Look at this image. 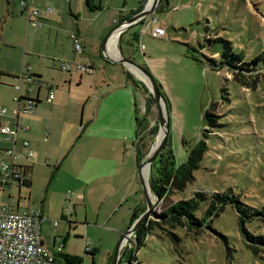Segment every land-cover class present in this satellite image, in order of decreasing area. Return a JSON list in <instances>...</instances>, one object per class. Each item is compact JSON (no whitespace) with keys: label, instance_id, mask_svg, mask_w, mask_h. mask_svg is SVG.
Listing matches in <instances>:
<instances>
[{"label":"rangeland","instance_id":"1","mask_svg":"<svg viewBox=\"0 0 264 264\" xmlns=\"http://www.w3.org/2000/svg\"><path fill=\"white\" fill-rule=\"evenodd\" d=\"M42 3H48L53 10V28L59 23L65 27L69 22L75 24V16L69 15L65 0H43ZM158 4L160 8L154 14L165 22V35L152 37L147 21L126 29L117 47L122 57L146 67L162 85L171 105L169 125L177 163L184 161L197 141L203 139L206 142V150L193 172V180L176 194L188 197L194 191H202L207 195L195 211L199 218L203 217L214 193L237 196L241 202L259 209L264 204V64L259 61L256 64L259 69L243 73L238 80L233 78L232 69L221 61L224 54L233 53L243 62H250L256 56L264 59V0H160ZM6 5V0H0V40L7 42L5 48L0 49V71L4 72L0 73V107L15 108L13 96L17 92L11 83L14 78L8 76L23 67L25 71L29 66V71L40 77L38 82L34 81L40 84L37 108L42 109L56 126V134L44 144L51 155L43 156L42 151L36 150L37 158L29 159L28 163L34 159L37 163L27 164L34 166L29 173L31 185L18 188L13 183L10 201H19L21 207L18 211L39 212L42 218L49 212V219L58 221L52 228L50 220L43 219L40 226L42 236H55L57 247L62 245L56 256L57 264H70L65 255L80 256L82 261L78 264H110L119 238L130 227L129 217L146 206L139 166L148 155L138 164L134 162L132 167L128 166L135 147L130 148L131 139L119 138L125 127L126 100L129 96L131 106L136 100L137 115L147 119V129L157 125V134L148 142L150 148L158 142L155 141L159 132L158 105L153 103L146 81L123 64L104 57L101 52L103 41L96 53L88 46L86 50L80 42L83 53L71 52L95 58V67L88 65L92 73L82 71L84 79L90 81L94 75L96 85L103 87L100 90L105 89V106L116 108V122L113 124L111 119L103 117L89 122L95 101H99L104 93L90 92L83 115V105L78 99L87 90V81L75 92L76 86L72 84L74 88L70 89L69 95L65 82H59L57 87L52 80L68 75V71L60 69L59 61L56 67L50 65L51 49H57L47 44L54 42V35L48 37V41L43 34L44 29L27 25L22 14L6 17L5 12L11 13ZM26 31V50L20 44L14 46ZM134 32H137L139 42L132 39ZM88 39L91 41V37ZM57 43L63 45L61 35ZM138 45H143V48ZM123 68L141 81V87L135 90L130 84H124L129 80H126ZM248 82L254 84L246 85ZM34 84L32 82L31 87ZM88 84L90 86V82ZM61 90L64 92L61 102L49 114L44 109L50 106L45 101V94L51 92L57 101L62 95ZM141 91L146 97L144 94L139 96ZM161 107L168 117L165 103ZM9 113L10 110L7 115ZM208 113L218 117H207ZM210 119L217 125L212 126ZM131 120L134 126V112ZM88 123L90 125L84 133L82 128ZM96 127L102 130L101 133ZM115 127L119 128L117 132ZM182 140L186 144L183 145ZM123 143L126 148L123 159L127 164L122 173L113 176L103 171L101 175L97 168L94 172L93 166L83 170L82 162L89 158H99L107 166L110 165L108 160L114 164L111 157L122 154ZM1 160H8L7 155H3ZM21 161L27 162L16 160L17 163ZM85 178L88 179L87 184ZM151 194L154 204L150 218H154L153 212H161L167 202L175 198L172 194L167 196V200H158ZM7 197V189H0L1 204L6 203ZM60 212L62 214L58 215ZM124 220L128 221L126 229L121 226ZM209 226L214 231L204 227L198 235L188 233L183 227H175L174 232L180 237L178 244L154 227L145 244L133 252L137 258L134 257L133 264H264V245H258L256 250L252 248L242 234L233 204L225 205L217 216L212 217ZM245 228L253 235L264 236V224L257 219L245 222ZM130 240L131 235L127 234L122 241L120 264H128L130 251L126 254L121 252Z\"/></svg>","mask_w":264,"mask_h":264},{"label":"crops","instance_id":"2","mask_svg":"<svg viewBox=\"0 0 264 264\" xmlns=\"http://www.w3.org/2000/svg\"><path fill=\"white\" fill-rule=\"evenodd\" d=\"M35 0H30V11L36 10L38 12V15H34L31 14L30 16H28V18L26 17V24L33 27V28H40V29H44L43 34L44 36L48 37L54 35V42L52 44H47V46H51L53 48H56L57 51H54L51 49V57H50V65H53V67H56V63L57 61H59V64L61 62H68L70 63V68L69 71L67 72L68 75H64L59 78V79H53L52 81L54 83H56L55 85L58 87L59 86V82H65L67 84V91H68V95L70 94V89L74 86H76L73 90L75 91H79L81 85L87 81L84 79L83 77V72L78 71L75 67H74V63L75 62H81L83 64L86 65H90L91 68L95 67V58L93 56L88 55H78L75 54L74 52H71L74 50L73 47V40L71 37V34H76V36L80 39V42L82 43V45L84 46V48L87 50V46L89 48H92V52L96 53L97 48L100 44V42H102L105 38L106 35L108 34V32L110 30H112L117 24H119V19L121 17H125L127 16L131 10H134L140 0H92V3L95 5L99 6V9H90L87 7L86 5V1L85 0H65L66 4L68 5V13L69 15H73L75 16V24L73 25L71 22H69V25L65 26H61V23H59L58 27H54L53 28V24L51 22H53L55 20V17H52L51 14L53 13V10L51 8V6L48 5V3L43 4L42 1L43 0H36L35 3L36 5L33 4ZM171 1V0H169ZM7 2V9L10 10L11 13L5 12V15H7L6 17L10 16V14H12L10 17L14 18V16H16L18 13L21 15L22 14V9L21 6L18 4V0H6ZM49 2V1H48ZM168 2V1H167ZM11 4L13 7V10L11 9ZM50 9V11H46ZM75 14V15H74ZM157 18V17H156ZM158 22H163L161 19H158ZM147 21L149 22L150 25V30L153 27V23L150 22V20H145V22L147 23ZM137 24V23H136ZM134 24V25H136ZM165 24V22H164ZM128 29V28H127ZM28 31V29H27ZM27 31L24 34V36H20V40L19 43H15L14 46H17V44H20L21 46H23V48L26 50V46L28 44V36H27ZM54 31V32H53ZM126 31V30H124ZM63 37V45L58 44L57 42H59V37ZM69 35V36H68ZM165 35V34H164ZM163 35V36H164ZM88 37H91V41L88 39ZM112 36L110 39H108V41L106 42V53L108 55H110L113 58H119V56H122L121 52L119 51L118 47H117V42H118V38L117 40H114V42L111 44V40H112ZM93 39H94V44H93ZM72 40V47L70 46V42ZM49 41V40H48ZM1 47L0 49H4L5 45H6V41H1ZM72 49V50H71ZM83 53V52H82ZM118 55V56H117ZM81 59L83 61H81ZM31 70V68L28 66L26 68V70L24 71V67L21 69V71L19 72H13V73H9L10 75L8 76L10 79L14 78V82L12 83L13 88L15 89V91L17 92L14 96H16L18 94L17 89L15 88V86L20 85L21 86V95L24 97H31V98H39V88H40V84L39 83H35L34 80H30L29 79V83L26 82L28 81V79H21L22 76H24L26 73V75H30L31 73H33V71H29ZM124 71V68H123ZM3 70L0 71V73H2ZM66 72V71H65ZM4 73V72H3ZM6 73V71H5ZM92 73V72H91ZM90 73V74H91ZM34 74V73H33ZM126 78V77H125ZM52 79V78H51ZM90 81H87L85 83L86 86V91L84 93H81L82 95H80V99H78V101H80L82 103V114L84 115V111L86 110V101L89 100V96H90V92L96 93V94H102L104 93L105 89L100 90L103 87H99L97 86V79L94 78V75H92V77L89 78ZM126 80H128L126 78ZM10 82V81H9ZM33 82V86L31 87V83ZM38 82V81H37ZM88 82H90V86L88 84ZM104 82V81H103ZM73 84V85H72ZM125 85H131L132 87L135 88V90L138 89V87L134 86L131 81L129 80V82H125ZM62 95H60V99H58L56 101V95H53V98L50 102H48V104L50 106H48L47 108L44 107V109L50 114L51 110L53 109V107H56V104H60L61 102V96H63V90L60 91ZM106 93H104L103 95H101V99L98 101H95L94 107L91 109V113L93 116H91V118L89 119V122L91 121H95L96 119H98L99 117H103L104 119H111V124H113L114 122H116V108L115 107H106L105 106V101L103 96H105ZM142 94L141 92L139 93ZM65 95V94H64ZM13 96V97H14ZM47 96V92L45 94V98ZM40 100V98H39ZM98 101V103H97ZM15 102V101H14ZM97 103V105H96ZM127 106L125 108V127L122 129L121 134L119 135V138H123L125 139V141H127V139H131V146L130 148L133 149V146L135 147V143L137 142V138L135 135V128L136 125L134 124V126L132 125V115L133 112L135 113L136 111V100H134L133 102V106H131V99L128 96L127 100H126ZM39 105V103L35 106V108L33 109L32 112L30 113H23L20 112L17 115H15L13 112L16 108V102H15V108H11V109H7V112L10 110V113L7 115H0V126H4L7 125L12 129H16V142L15 144H13V142L11 140H7L5 139L4 136L0 135V148H9V147H15L17 150L20 151L21 154H25L27 152V150H32L35 151V157L37 158V152L38 151H42L43 156L47 155L50 156V152L47 146H44L45 143H49L50 142V137L52 138V136H54V134H56V126L54 125V123L52 122V119L49 118V116H45V114H43L42 109H38L37 106ZM111 114H115L112 117L107 118L108 116H110ZM104 115V116H103ZM135 123V120H134ZM90 123H88V125H84V127L82 128V131H84V133L87 131L88 127H89ZM53 127V129H52ZM135 127V128H134ZM112 129V128H111ZM119 128L115 127L114 131L117 132ZM96 130L101 133V129H98L96 127ZM103 130H107V129H103ZM133 130V131H132ZM50 133V136H49ZM99 137H101L99 135ZM100 139L103 140V138L101 137ZM23 140H27L28 143V147L27 148H23L22 147V141ZM182 142V141H181ZM180 143V142H179ZM174 145L176 146L177 144L174 142ZM116 149V147L114 148ZM126 150V148H124V143L123 146L121 147V151L122 154L119 156H114L111 157V159L113 160L114 164H111V160H108V163L110 164L109 166H107L106 164H102L101 160L99 158H89L88 161H83V170L88 169L89 167H92L95 169L94 172H96V168L98 171L101 172V175H103V171L116 176V174H120L122 173L123 169L125 168V164H127V160L124 161V151ZM136 150V149H135ZM134 156H132V159L129 163L128 166L132 167L135 162V164H138L137 158H136V151L133 152ZM34 157V158H35ZM129 157V156H127ZM131 157V156H130ZM124 158V159H123ZM21 159L26 160L27 162L24 161V163L19 162L18 164L20 165H25L27 166V164H31V165H35L37 163V161L32 160L30 163H28L29 159L24 156L21 157ZM91 163V164H88ZM38 166H41L40 164H37ZM28 174L32 172L33 167L32 166H28ZM82 167V166H81ZM26 170V168H25ZM31 175V174H30ZM100 175V174H97ZM30 178V176H29ZM88 179L85 178V183L87 184ZM30 183H31V179H30ZM1 190L3 189H7L8 192V197H7V201H6V205L8 206V208L10 210H17L19 209L20 204L19 201H17L16 203H12L10 201V194H11V187H6V186H1L0 187ZM83 198V197H82ZM13 208V209H11ZM143 208V207H142ZM140 209V208H139ZM137 209V210H139ZM20 211V210H19ZM75 213V211H74ZM42 214V212H41ZM44 214V212H43ZM62 212H60L58 215H61ZM44 216H46L44 218V220H50V214L49 212L44 214ZM132 215L129 217V221L131 220ZM64 220V218H62ZM41 222V225L43 224V221ZM52 228H54L56 225L53 224V221L50 220ZM127 222L126 220L121 222V226H125V229L127 227ZM40 225V226H41ZM41 230V229H40ZM87 230V228H86ZM69 235V233H68ZM40 238L41 241L44 245H46L51 251H53L55 257L57 256L58 252L56 251V247H57V240L55 238V236L50 237V236H42L41 231H40ZM64 241L65 238H64ZM96 253V252H95ZM95 258V257H94ZM58 262V261H57ZM60 264V263H59Z\"/></svg>","mask_w":264,"mask_h":264},{"label":"trees","instance_id":"3","mask_svg":"<svg viewBox=\"0 0 264 264\" xmlns=\"http://www.w3.org/2000/svg\"><path fill=\"white\" fill-rule=\"evenodd\" d=\"M85 1H86V5L88 8L99 9V6L93 4L92 0H85ZM146 1L147 0H140L138 6L134 10H131V12L127 16L125 17L123 16L119 19V23L123 21L124 19L128 18L130 15L135 14L136 12L143 9ZM19 4L20 6H22L21 9H22L23 17L28 18V16L32 14V11H30V0H19ZM159 5L160 4L156 6L154 12L158 11V9L160 8ZM148 15L143 17L141 20H139L136 23L140 25H142L143 23L146 24L145 20H150L153 17H156L154 13L148 14ZM132 25H130L129 27H131ZM164 28H165V24H164ZM122 33L120 34L118 41H121ZM154 38H160V37H154ZM132 39L137 40L139 42V37H138L137 32L133 33ZM138 46L140 47V45ZM80 47H81V43H80ZM74 51L77 53H81L82 47L80 51H77L75 49ZM228 56L224 54L223 55L224 59L221 61V63H225L229 69H232L233 78L238 79V80H240L239 77H242V75H244L243 73H246L247 71L251 72L252 70L259 69L260 67L256 66V64H258L259 61L262 60L264 64V59H262L260 56H256L250 62H243L242 58L234 53ZM62 65H66L67 68L64 69ZM79 66L89 67L88 65H83L78 62L74 63V67L77 70L81 71L78 68ZM142 67L145 68L149 72V70L146 67H144L143 65ZM69 68H70V63L68 62L60 63L61 70L69 71ZM123 74L128 80L131 81V83L134 86L141 87L142 85L141 81L137 80L125 68H124ZM38 76L39 75L31 73L28 76H25V75L22 76L23 78L21 77V79L27 78L28 81L26 82L29 83L30 82L29 79L38 81L40 78ZM154 80L157 84L159 92L161 93L164 99V103L168 111V125H169V111L171 110V105H170L167 95L162 89V85L155 78ZM250 84L251 83L248 82V84L246 85H250ZM17 91H18V94L13 97V100L16 102V105L17 103L22 105L26 101H29L32 106V111H33L35 106L40 102L39 98H31V97L22 96L21 86H20V89ZM141 93L144 94L143 91H141ZM50 94L52 95V97L48 100V97ZM144 96L146 97L145 94ZM52 98H53V94L51 92H48L45 98L46 101L50 102ZM153 103H155L154 100H153ZM207 117L216 118L218 117V115L214 113H208ZM134 120H135V125H136V128H135L136 137L135 138H137V142L135 143V149H136L135 151H136V158L139 163L141 162L142 158L145 155H148L150 151L148 142L149 140H152L154 136L157 134L158 127L157 125H153L149 129H147L148 127L147 119L144 116H138L137 111H135L134 113ZM209 121L212 126L217 125V123L212 124L213 119H210ZM182 144L184 145L186 144V142L182 140ZM205 150H206V142L205 140L201 139L193 145V147L190 149L184 161L177 163L175 159L174 151L172 148V140H171V133H170V125H169L168 134L166 136L164 145L162 146L161 150L158 152V154L155 156L154 160L150 164L148 184H149L150 191L157 197L158 200H161V199L167 200L166 199L167 196H172V194L174 195L175 198H172V201H170L169 203L167 202V204L163 207V210L161 212H158V213L153 212L154 218L147 217L134 231V237L130 240L129 245L125 246L121 252V254H126L128 251H130V255L128 258V264H131V263L133 264V259L134 257L136 258V254L134 255L133 252L134 251L137 252L140 249V247H142L145 244V242L148 239V234L152 228L157 227L162 234L169 236L173 243L178 244L180 237L174 232L175 227H178V226L183 227L185 231H187L188 233L198 235L203 231L204 227L210 228L209 221H211L212 217L217 216L219 212L224 208V206L227 205L228 203H231L236 207L237 222L240 226L241 231L243 232L242 234L246 237L247 241L250 242L252 248L256 250L258 248V245H264V236L253 235L245 228V222H248L252 219H257L264 224V204L262 205L261 208L258 209V208L249 206L241 202V200L238 199L237 196L229 197V195L227 194L220 195L218 193H214L213 196H211V198L209 199L207 207L204 210L203 217L199 218L195 214V211L199 207L200 202L207 199V195L202 191H194L192 192L191 196H188V197H182L176 194L178 192H182L184 188L186 187V185L193 180L194 178L193 172L195 169L198 168L199 162L202 159V156ZM28 168H29L28 166L22 165V178H20L19 182L15 184L18 188H21V187L28 188L31 185L29 174L27 172ZM1 186H3V184L1 185L0 183V187ZM144 209L145 207L140 208L139 210H136L133 213L128 226H130L133 223V221L139 216V214L143 212ZM210 229L214 231L212 228ZM246 244L249 245L248 243ZM175 248L177 249L176 245H175ZM64 257H65V260L70 264H78L82 261V258L78 255H65ZM120 263L121 261L119 257L118 264Z\"/></svg>","mask_w":264,"mask_h":264},{"label":"built area","instance_id":"4","mask_svg":"<svg viewBox=\"0 0 264 264\" xmlns=\"http://www.w3.org/2000/svg\"><path fill=\"white\" fill-rule=\"evenodd\" d=\"M32 14L38 15L36 10ZM150 22L153 27L150 30L152 37H161L165 34L164 22H158L156 17H153ZM73 47L80 51L79 39L72 34ZM143 45H140V49ZM64 69L66 65H62ZM81 71L91 72L90 67H78ZM23 78V77H22ZM17 90L20 85L15 86ZM19 97V96H18ZM52 97L50 94L48 100ZM17 99V97H16ZM7 109L0 107V115L6 114ZM32 112V106L29 101L22 105L17 103L14 114ZM0 135L5 139L11 140L13 144L16 142V129H12L7 125L0 126ZM28 141H22V147H28ZM3 155H7L8 160L0 161V183L6 187L17 184L22 178V165L16 162L25 155L28 159L35 157V152L27 150L25 154H21L14 146L6 149H0V159ZM44 218L39 212H28L9 210L6 204L0 203V264H57L56 257L50 249H48L40 238V225ZM53 224H57V220H52ZM131 239L134 237V232L130 233ZM62 245L56 248V252L61 251Z\"/></svg>","mask_w":264,"mask_h":264},{"label":"water","instance_id":"5","mask_svg":"<svg viewBox=\"0 0 264 264\" xmlns=\"http://www.w3.org/2000/svg\"><path fill=\"white\" fill-rule=\"evenodd\" d=\"M160 2V0H147L143 9H141L140 11L136 12L135 14H132L131 16H129L128 18L124 19L123 21H121L119 24H117L112 30H110L108 32V34L106 35V38L103 40L102 45H101V52L104 55V57H106L108 60H110L111 62H118L124 65V67L128 68L131 72H133L128 64H131L133 66H135L138 70H140V72H142L143 75H145V77L148 79V82H145L147 87L149 88V92L151 93V96L154 100V102L156 103V105H158V109H159V131L161 129H163V133L161 138L159 139L158 142H156L151 148L150 151L148 153V156L145 158V160L143 162H141L140 166H139V174H140V181H141V186H142V190L145 196V200H146V206L145 209L143 210V212L133 221V223L130 225V227L127 228L126 231H124V233L121 235V237L119 238L115 250L113 252V256L111 258V263L110 264H118V258H119V250L122 246V241L124 239V237L127 234H130L132 232H134L137 227L149 216L150 211L152 210V206L154 204V202L151 200L149 194H148V189L149 188V184H148V178H144L142 175V167L147 164L148 165V173L150 171V164L152 163V161L154 160L155 156L158 154V152L161 150L162 146L164 145V142L166 140V136L168 134V117L167 116H163L162 114V103L164 104V99L161 95V93L158 90L157 84L153 78V75L148 72L145 68H143L142 66H140L139 64H137L134 61L128 60L124 57H119V58H113L110 55H108L106 53V42L108 41V39L111 38V36L114 34L115 31L118 32V38L120 36V34L126 30L130 25L136 23L138 20H141L143 17L147 16L148 14H152L155 11L156 6L158 5V3ZM167 115V114H166Z\"/></svg>","mask_w":264,"mask_h":264},{"label":"bare ground","instance_id":"6","mask_svg":"<svg viewBox=\"0 0 264 264\" xmlns=\"http://www.w3.org/2000/svg\"><path fill=\"white\" fill-rule=\"evenodd\" d=\"M112 40H111V44L114 42V40H117V38H118V32L117 31H115L114 32V34L112 35ZM118 56V55H117ZM128 66H129V68L133 71V72H135L139 77H141V79H143L144 81H146V82H148V80H145V76L142 74V72H140V70H138L135 66H133V65H131V64H128ZM147 79V78H146ZM162 114H163V116H165V112H164V109L162 108ZM163 129H161L159 132H158V136H157V138H156V140L155 141H159V139L161 138V136H162V133H163V131H162ZM147 170H148V165L147 164H145L143 167H142V175H143V177L144 178H146L147 177ZM148 194H149V196H150V198H151V200H152V194H151V191L148 189Z\"/></svg>","mask_w":264,"mask_h":264}]
</instances>
